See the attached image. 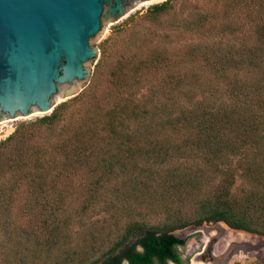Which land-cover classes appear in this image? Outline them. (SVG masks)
I'll return each instance as SVG.
<instances>
[{
	"label": "trees",
	"instance_id": "16d2710c",
	"mask_svg": "<svg viewBox=\"0 0 264 264\" xmlns=\"http://www.w3.org/2000/svg\"><path fill=\"white\" fill-rule=\"evenodd\" d=\"M178 1L123 21L157 27L133 42L138 54L114 60L100 98L110 38L83 91L0 140V264H180L185 239L173 231L215 222L264 236V0H216L220 12L166 22ZM160 170L152 184L134 174ZM129 171L122 187L132 194L115 199L148 197L167 222L134 218L103 250L95 229L70 250V226L96 218L88 207L104 201L101 187Z\"/></svg>",
	"mask_w": 264,
	"mask_h": 264
},
{
	"label": "water",
	"instance_id": "95a60500",
	"mask_svg": "<svg viewBox=\"0 0 264 264\" xmlns=\"http://www.w3.org/2000/svg\"><path fill=\"white\" fill-rule=\"evenodd\" d=\"M163 1L0 0V123L48 115L77 96L95 64L94 46L106 35L104 23L111 28ZM206 227L175 234L184 239Z\"/></svg>",
	"mask_w": 264,
	"mask_h": 264
},
{
	"label": "rangeland",
	"instance_id": "374dc122",
	"mask_svg": "<svg viewBox=\"0 0 264 264\" xmlns=\"http://www.w3.org/2000/svg\"><path fill=\"white\" fill-rule=\"evenodd\" d=\"M166 1V0H165ZM164 2V1H163ZM222 3L220 1L216 0H179L175 7H174V11L167 16L165 19L166 22H172V23H186V22H194L196 20H198L203 14L207 13V12H220L222 11L220 9ZM150 7V6H148ZM148 7H144V8H139L136 9L132 14L137 13L138 15H143L145 14L146 10ZM131 14V15H132ZM165 23V22H162ZM105 31H106V35L94 46L95 49H97V58L95 60V64L98 62V60L100 59L101 53L99 50V44H101L105 39L110 38L109 43L105 49V55L106 57V63H105V69L104 72L102 73V80L98 83V88L96 90V95L100 98L101 94L104 92V90L106 89V87L108 86L107 82H106V75L108 72V69L111 67V65L113 64L114 60L116 58H118L119 56H131V54H138L140 52V50L135 47L133 45V42L135 41H142L145 38L148 37L150 38L152 35L149 34V32L154 31L155 30V26L157 27V25H154L152 22L145 20V19H140L137 18L135 20L134 23H132L129 27H125L123 25V22L109 28L105 23ZM160 32V30L158 31ZM184 42V41H183ZM94 62L90 65L89 70H90V74L88 76V78L85 80V88L89 85V83L92 80V75L94 72V66H95ZM101 93V94H100ZM80 106H74L72 107L70 110H79ZM36 118L34 117H29L28 119L24 120L25 121H29V120H34ZM16 125H4L3 123H0V140L5 139L9 134H11L14 130ZM129 164V163H128ZM202 165V164H201ZM200 165V166H201ZM182 168H184L183 166H181ZM204 168V171L207 169L206 166H202ZM130 168V166H129ZM180 168V169H182ZM132 170V169H131ZM156 171L155 168H153L154 172ZM148 173H151L149 171H147ZM157 174H153V176H147V174L140 173L139 175H137L136 173H134L137 177L138 180L143 181L145 184L150 183L152 184L153 179H164L167 175V173L165 172H161L157 171ZM211 173H207L206 177L208 178L210 176ZM133 176V172L131 173V171H129L127 174L124 175H119L117 177H112L108 180L107 184H105L103 187H101V198L104 201H100L99 203L96 204V206H89L88 207V212L95 210V211H100V213L98 214V216L96 218H92V219H83V224H75L73 226H70L69 230L71 233V248L70 250L76 246L75 244H79L78 242H80L81 239H83L84 234H85V238L87 237L88 232L94 231L96 229V231L99 232V236L97 238V244L102 246L100 248H102V250L104 248L109 247L112 243V241L114 242L117 238V234L116 233L118 230H122V228L128 224L132 219H137L138 222L139 221H144L146 223H148L151 226H155L158 228H161L166 222H167V214L160 208L157 207L156 205H153L152 203H150L148 197H143L144 200L143 202H145L144 204H140V202H138V200L136 199H115V196L118 195V192H122L123 194H127V193H131V191L129 189H126L122 187V184H128V183H124L123 180L128 179L130 177ZM216 178L215 176H213V174H211V180ZM129 181V180H128ZM161 182V181H160ZM239 180L237 181V184H239ZM129 186V185H128ZM113 187H118L119 189H117L116 191H113L112 188ZM122 187V188H121ZM209 187V186H208ZM152 189L149 190V194H151ZM132 194V193H131ZM74 196L76 195V193L73 194ZM152 196H154V194H151ZM81 196V195H80ZM114 197V198H113ZM114 204L113 206H111L112 208L109 209L107 208L105 210V207H108L109 205ZM76 204V201L75 203ZM76 207V205H75ZM123 208H127L130 209L131 212V216L130 218L128 217H124V218H118L114 219L111 216H115L118 213H115L116 211H120V209ZM193 205L189 204L187 206H185L183 209H181V214L183 213L184 216H188L192 213L193 211ZM105 210V211H104ZM121 215V214H119ZM111 217V218H110ZM95 222V223H93ZM95 224V225H93ZM208 224V223H207ZM220 226V225H219ZM184 229V228H183ZM183 229H178V230H174L173 232H181V230ZM163 230V229H161ZM220 230V229H219ZM84 232V233H83ZM83 233V235H82ZM197 233V232H195ZM195 233H192L190 235H193ZM239 232L237 230H235L233 232V234H238ZM248 233V232H247ZM177 234V233H176ZM255 237H263V239H260L262 241V243H264V236L263 235H258L255 233H250ZM257 235V236H256ZM181 237V236H180ZM103 243V244H102ZM196 245V243H194L193 240H189L187 242V247H183L179 249V252L182 255H186V248H188L189 246H193ZM137 250H140L139 246H137L136 248ZM264 254V252H263ZM153 264H158L157 262H153ZM236 264V263H233ZM253 264H264V259H259V262L257 261L256 263Z\"/></svg>",
	"mask_w": 264,
	"mask_h": 264
},
{
	"label": "flooded vegetation",
	"instance_id": "af4514ba",
	"mask_svg": "<svg viewBox=\"0 0 264 264\" xmlns=\"http://www.w3.org/2000/svg\"><path fill=\"white\" fill-rule=\"evenodd\" d=\"M205 225L206 228L186 236L184 244L176 247L180 264H253L259 262L260 258L264 259V244L260 240L263 237L252 238V234L241 230H237L239 233L234 235L235 229L228 225L222 226L219 222ZM189 240H193L196 245L186 248V255H182L179 249L187 247ZM139 248L136 250L142 252V248ZM153 262L161 264L156 259ZM165 263L176 264L170 260ZM123 264L128 263L125 260Z\"/></svg>",
	"mask_w": 264,
	"mask_h": 264
}]
</instances>
